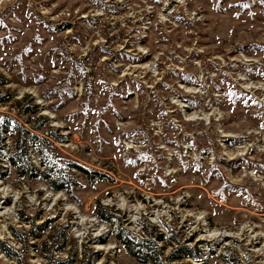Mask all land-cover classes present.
Instances as JSON below:
<instances>
[{
	"label": "rangeland",
	"instance_id": "374dc122",
	"mask_svg": "<svg viewBox=\"0 0 264 264\" xmlns=\"http://www.w3.org/2000/svg\"><path fill=\"white\" fill-rule=\"evenodd\" d=\"M0 77V264H264V0H0Z\"/></svg>",
	"mask_w": 264,
	"mask_h": 264
},
{
	"label": "trees",
	"instance_id": "16d2710c",
	"mask_svg": "<svg viewBox=\"0 0 264 264\" xmlns=\"http://www.w3.org/2000/svg\"><path fill=\"white\" fill-rule=\"evenodd\" d=\"M2 78L0 77V84L3 83ZM232 97V95H231ZM37 111V107L35 106H30L28 112L30 113H35ZM6 121H13V123H15L17 129L19 130V137L21 138L23 135L27 136V141L26 142V146H24L22 144V142H18L15 144V151H12L9 156L7 157V161L10 165H14L15 167H17V172L18 174H22L23 171L27 172V176L28 177H39L40 179H43V181L47 184L50 185L51 189L53 190H58V189H62V182H58L56 177L60 176V174H58L57 169L54 166H51V162H47V160H45L44 158H40L39 159V164L44 166V169L39 173L38 170H36L31 164H29V160H28V156L26 153V150L28 147H35V151L37 152L38 147H39V142L40 139L39 137L34 134L33 132L23 128L20 125H17L16 121L10 118H6ZM4 120V122H5ZM5 127L3 126V122H0V137L2 134V128ZM2 139V137L0 138V140ZM57 139H62L61 137L57 136ZM40 155H42V153H40ZM77 167L82 170L84 173H88L90 170L88 168H86L85 166L82 165H77ZM56 173V174H54ZM55 175V177H52V175ZM5 176V174L1 173L0 174V178ZM52 177V178H50ZM92 177H96V178H100L101 180H104V176H100L98 175V177L96 175H92ZM109 177V176H108ZM106 176V179L108 178ZM56 184H59V186H57ZM97 216L99 218H101V214L97 213ZM42 228V226L40 227ZM124 233V247L126 248V252L135 256L139 261L141 262H150L153 259V252H155L153 250L154 247H150L147 242L148 241H141L139 239H137L136 237H133L131 234H129L128 232L123 231ZM3 247V245H2ZM185 249V248H184ZM9 250V248H8ZM181 253L186 254L190 257H196L198 253H196L195 249L192 250H188L185 251L183 250ZM68 261H59L55 264H68ZM156 264H159V262H157Z\"/></svg>",
	"mask_w": 264,
	"mask_h": 264
}]
</instances>
